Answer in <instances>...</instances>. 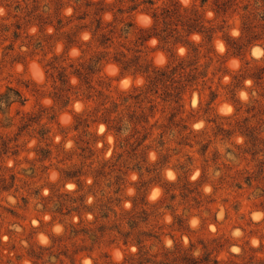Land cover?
<instances>
[{
    "label": "rangeland",
    "instance_id": "obj_1",
    "mask_svg": "<svg viewBox=\"0 0 264 264\" xmlns=\"http://www.w3.org/2000/svg\"><path fill=\"white\" fill-rule=\"evenodd\" d=\"M154 1L161 7L171 0ZM178 1L197 4L215 28L211 42L191 36L205 76L184 95L173 123V105H157L151 134L133 149L137 143L120 147L99 118L103 98L82 99L84 86L70 75L66 102L56 80L61 67L70 72L71 63L103 50L90 29L98 17L112 20L108 9L120 3L0 0V91L10 85L27 99L10 108L13 126L0 127L19 150L0 159V264H116L139 251L140 232L143 249L157 259L177 244L208 252L218 264H264V76L254 78L264 68V45L249 43L242 28L249 4L258 13L255 32L264 31V0H241L226 14L215 12L213 0ZM123 15L133 27L115 39L112 53L129 48L159 67L187 55L186 46L156 37L139 46L152 18L142 7ZM144 82L108 61L92 84L120 101ZM118 230L131 231L128 243Z\"/></svg>",
    "mask_w": 264,
    "mask_h": 264
},
{
    "label": "trees",
    "instance_id": "obj_2",
    "mask_svg": "<svg viewBox=\"0 0 264 264\" xmlns=\"http://www.w3.org/2000/svg\"><path fill=\"white\" fill-rule=\"evenodd\" d=\"M120 5L116 9L110 8L113 18L106 22L103 17L95 19V27L90 29L93 36H97V42L103 50L96 52L89 59L80 60L77 64L71 63L72 71L68 72L67 68L61 67L58 71L56 80L59 81V89L65 92L61 97L65 96L64 101H69L68 82L70 75L77 76L80 80V88L84 89L80 95L82 99L87 101L94 100L95 97L103 98L97 112H101L100 119L103 120L108 130H112L119 138L120 147L129 144L131 146L137 143L133 149L142 145L151 134L149 127L150 118L153 117L157 110V105L160 102H167L173 105L172 112L169 117L171 123L179 113V108L182 106L184 95L194 86L199 84L200 78L205 74L199 70L197 65L198 57L196 49L193 48L191 54L190 47L192 45L191 36L199 34L206 39L207 42L213 40L215 28L206 25V20L197 4L189 6L182 5L178 0H171L163 6H156L154 0H117ZM258 1V0H256ZM129 2L128 6L124 4ZM208 0H200V5L203 6ZM241 3V0H213L214 10L216 13H228L229 10H235L236 6ZM88 6L93 5L92 2L87 3ZM142 7V10L147 12L152 18V24L141 30L137 42L139 46H143L152 37H156L160 42L166 45L182 44L188 48V53L185 57H180L177 60L170 61L165 66H155L151 61L142 60L138 54H130V49H118L113 53L109 51L115 39L122 37L123 34H128L133 27L131 20L125 21L124 13H132ZM243 9L249 14L246 15L243 22V32L248 37V42L257 39L264 45V31L256 33L255 28L259 24H255L254 20L258 18V13L250 12L249 4H244ZM104 6L98 7L97 12H104ZM96 12V13H97ZM87 14L79 16V19H84ZM118 15H121L120 21L124 22V26L119 29V33L115 31L116 23L119 21ZM253 15V16H252ZM260 20L264 21V14H260ZM62 20H59L61 23ZM84 27H88L85 25ZM264 30V23L261 24ZM116 34V35H115ZM250 36V38H249ZM74 40V39H73ZM70 39L69 42H74ZM241 48L240 45H238ZM140 49H135L134 52H140ZM113 61L118 64L122 70L131 71L134 74H141L144 77V84L135 86L130 91L122 95L120 101L109 99V95H104L103 91L96 89L92 84L94 78L102 71L105 62ZM51 68H55L52 65ZM264 68H261L254 78L261 82L263 79ZM77 94V92H76ZM59 96V97H60ZM79 96V94H78ZM27 99L25 95L13 86H6V89L0 91V113L4 120H1L0 127L9 128L13 126L12 119L8 116L9 110L14 104L24 105ZM29 121H34L32 117ZM30 123L25 122L19 129L27 128ZM48 131L42 129L41 135L44 136ZM20 133V132H19ZM18 133V134H19ZM252 136V135H251ZM135 138L134 142H130ZM19 152L18 145H11L10 139H6L0 131V159L9 155H17ZM107 217V215H103ZM131 228H135L134 222L130 224ZM100 230H103L100 228ZM122 235L124 243H128V238L131 231L118 230ZM138 233L135 237V242L139 245V251L135 254L126 256L124 260L116 264H218L221 260L218 257L210 258L208 252L202 255H195L193 249L182 248L175 245L173 248L166 247L162 259H157L158 255H152L147 250L143 249V239ZM153 236L152 234H147ZM212 262V263H211Z\"/></svg>",
    "mask_w": 264,
    "mask_h": 264
},
{
    "label": "bare ground",
    "instance_id": "obj_3",
    "mask_svg": "<svg viewBox=\"0 0 264 264\" xmlns=\"http://www.w3.org/2000/svg\"><path fill=\"white\" fill-rule=\"evenodd\" d=\"M183 1L187 2L188 0H183ZM128 82H129L128 79H125V80L123 81V84L126 85Z\"/></svg>",
    "mask_w": 264,
    "mask_h": 264
},
{
    "label": "clouds",
    "instance_id": "obj_4",
    "mask_svg": "<svg viewBox=\"0 0 264 264\" xmlns=\"http://www.w3.org/2000/svg\"><path fill=\"white\" fill-rule=\"evenodd\" d=\"M0 13H2V10H0ZM142 19H145V22H147V21H146V18H142Z\"/></svg>",
    "mask_w": 264,
    "mask_h": 264
}]
</instances>
